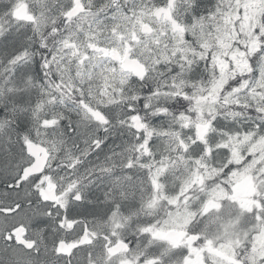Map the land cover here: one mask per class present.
<instances>
[{
  "label": "snow or ice",
  "instance_id": "snow-or-ice-1",
  "mask_svg": "<svg viewBox=\"0 0 264 264\" xmlns=\"http://www.w3.org/2000/svg\"><path fill=\"white\" fill-rule=\"evenodd\" d=\"M0 264H264V0H0Z\"/></svg>",
  "mask_w": 264,
  "mask_h": 264
}]
</instances>
